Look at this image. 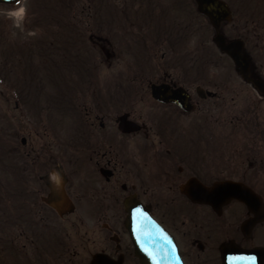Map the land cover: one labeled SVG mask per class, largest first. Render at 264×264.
<instances>
[{"label": "flooded vegetation", "instance_id": "1", "mask_svg": "<svg viewBox=\"0 0 264 264\" xmlns=\"http://www.w3.org/2000/svg\"><path fill=\"white\" fill-rule=\"evenodd\" d=\"M17 25L0 264H142L135 203L182 264H264V0H25Z\"/></svg>", "mask_w": 264, "mask_h": 264}, {"label": "water", "instance_id": "2", "mask_svg": "<svg viewBox=\"0 0 264 264\" xmlns=\"http://www.w3.org/2000/svg\"><path fill=\"white\" fill-rule=\"evenodd\" d=\"M17 1L0 0V3H15ZM217 42L219 47L228 53L237 67L242 70L243 77L248 78L249 72L245 66L249 67V63L241 55L240 50L238 51L234 46H225L220 36L217 37ZM154 94L160 98V90H155ZM128 212V229L136 246V253L143 263L181 264L175 245L139 203L128 206ZM92 264H101L100 257H95Z\"/></svg>", "mask_w": 264, "mask_h": 264}, {"label": "rangeland", "instance_id": "3", "mask_svg": "<svg viewBox=\"0 0 264 264\" xmlns=\"http://www.w3.org/2000/svg\"><path fill=\"white\" fill-rule=\"evenodd\" d=\"M18 8L20 7H6L4 5H0V21H7L9 22V29L13 30V31H17L18 25L20 23V21H18L19 19H16L14 17H11L10 19L8 18V16L12 15L11 13H17ZM2 34L1 28H0V35ZM1 66V65H0ZM231 73L238 78L237 74L235 73L234 70L231 71ZM2 80V79H1ZM0 80V128L2 126V121H3V112L5 110V96H8L10 93L8 90H5V87L3 86L2 82ZM8 88L10 86V84L6 85ZM4 88V89H3ZM2 90H5L2 93ZM1 250H2V246H0V255H1Z\"/></svg>", "mask_w": 264, "mask_h": 264}, {"label": "trees", "instance_id": "4", "mask_svg": "<svg viewBox=\"0 0 264 264\" xmlns=\"http://www.w3.org/2000/svg\"><path fill=\"white\" fill-rule=\"evenodd\" d=\"M1 76V75H0Z\"/></svg>", "mask_w": 264, "mask_h": 264}]
</instances>
